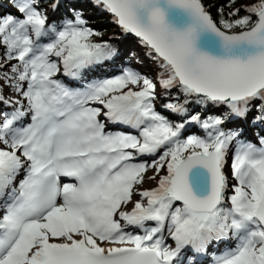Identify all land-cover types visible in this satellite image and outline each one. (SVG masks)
Listing matches in <instances>:
<instances>
[{
    "label": "snow or ice",
    "instance_id": "obj_1",
    "mask_svg": "<svg viewBox=\"0 0 264 264\" xmlns=\"http://www.w3.org/2000/svg\"><path fill=\"white\" fill-rule=\"evenodd\" d=\"M89 4L155 80L131 52L82 83L122 55ZM173 90L166 116L156 101ZM189 124L205 136L184 137ZM219 245L212 264H264V0H0V264H202Z\"/></svg>",
    "mask_w": 264,
    "mask_h": 264
},
{
    "label": "trees",
    "instance_id": "obj_2",
    "mask_svg": "<svg viewBox=\"0 0 264 264\" xmlns=\"http://www.w3.org/2000/svg\"><path fill=\"white\" fill-rule=\"evenodd\" d=\"M7 2V0H5ZM206 2H212V3H218V4H226V0H206ZM4 9H7V7H5ZM3 9V10H4ZM64 9H61V13L57 14V16H59L60 14H63L64 13ZM225 11H230L227 9V7L225 8ZM212 12L214 14V16L216 15V9L213 8L212 9ZM84 13H85V17L89 20L90 24L95 28V29H98L100 31H102L104 33V36L102 39L104 40H107L110 36L112 35H116V34H119L120 31L117 30V28H115L116 26H113L112 25V22L110 20V16L107 15V13H101L98 9L96 8H93L90 4L89 5H86L84 6ZM245 13L241 12V15H244ZM50 15H51V12H50ZM104 19H106L105 22L101 23L100 21H102ZM94 39H101L99 37H95ZM112 43L116 44L118 47L121 46V44L123 43L126 47H130V48H136L137 46H140L138 41L135 39V38H126L124 41H120V40H113ZM121 66V62H114L112 63V67L114 68H117ZM155 65L153 67V70L155 69ZM154 74L156 75V72L154 70ZM156 78V77H155ZM162 90V89H161ZM175 91V90H173ZM171 91L170 92V95H173L175 94L178 98V93L177 92H173ZM173 92V93H172ZM168 94H166V99H168ZM169 95V96H170ZM164 97H161L158 99L159 103H160V108L161 110L162 109V104L165 103V102H168V101H165L166 100ZM180 100V103H183V97H180L179 98ZM188 108H189V111L192 112V111H197V112H201L203 113V116L204 117H208V116H215V115H218L219 114V111H224V110H217L216 108L214 107H208L206 110L198 105H196L195 103H192L191 105H188ZM167 115H169V113L166 111V110H163ZM176 116L178 119H181L180 116H178L177 114H172L170 117H174ZM199 125V124H198ZM250 128H251V131L252 133H249V137L250 138H257V136L255 135V133H259L260 132V127H256V128H252L251 125H249ZM203 131L202 128H200V133ZM244 138H245V135H244ZM235 181L234 180H231V183Z\"/></svg>",
    "mask_w": 264,
    "mask_h": 264
},
{
    "label": "rangeland",
    "instance_id": "obj_3",
    "mask_svg": "<svg viewBox=\"0 0 264 264\" xmlns=\"http://www.w3.org/2000/svg\"><path fill=\"white\" fill-rule=\"evenodd\" d=\"M241 2H242V3H246V2H250V0H241ZM227 9H228V8H227ZM228 10H230V9H228ZM131 52H135L136 55H137L138 57H140L141 59L143 58V50L140 48V46H138V48H137L135 51H132L131 49H129L128 54L131 53ZM128 54H127V56L129 57ZM146 63L149 64L150 62L146 60ZM126 66H128V65H126ZM126 66H124V67H126ZM135 68H137V67H135ZM140 71H141V70H140ZM141 72H144V71H141ZM144 73H145V72H144ZM153 79H154V78H153ZM157 92H158V94L160 93V88H159V86H158V88H157ZM5 94L7 95L8 92L6 91ZM170 101H171V102H176L175 98H172ZM157 103H158V102L156 101V104H157ZM123 130L126 131V132L130 131L131 134H137V135H138V132H137V133H133V131L130 130L127 126L123 127ZM151 159H152L151 157H147L146 160H148L149 162H151ZM151 174H152L151 171H149L147 175H151ZM150 184L152 185L151 187H154V186H155L154 182H146V183L143 185V187H144V188H151V187H149ZM134 199H137V200H138V199H140V197H139V196H134ZM125 210L130 211V210H131V206L126 207ZM129 228H132V227H129ZM132 229H135V228H132ZM166 237H167V234H166Z\"/></svg>",
    "mask_w": 264,
    "mask_h": 264
},
{
    "label": "bare ground",
    "instance_id": "obj_4",
    "mask_svg": "<svg viewBox=\"0 0 264 264\" xmlns=\"http://www.w3.org/2000/svg\"><path fill=\"white\" fill-rule=\"evenodd\" d=\"M152 185L150 184L149 187H151Z\"/></svg>",
    "mask_w": 264,
    "mask_h": 264
}]
</instances>
